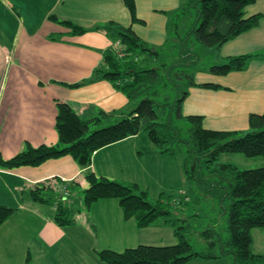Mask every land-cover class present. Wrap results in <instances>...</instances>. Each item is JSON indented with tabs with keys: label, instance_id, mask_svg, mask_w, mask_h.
Here are the masks:
<instances>
[{
	"label": "crops",
	"instance_id": "1",
	"mask_svg": "<svg viewBox=\"0 0 264 264\" xmlns=\"http://www.w3.org/2000/svg\"><path fill=\"white\" fill-rule=\"evenodd\" d=\"M136 19L122 0H0V155L8 160L27 146L57 143L56 102L68 103L83 120L98 113L113 114L105 126L135 106L106 80L79 88L102 63L103 53L114 47L105 33L89 31L73 35L71 29L49 19L92 30L108 22L131 28L147 45L162 46L168 15L182 0H134ZM246 17L261 15L256 28L225 43L215 52L225 59L255 54L242 72L215 76L195 74L196 84H212L218 90L189 88L181 112L202 118V127L214 132H246L248 118L264 112V0L244 9ZM95 125L93 129L99 127ZM234 166V165H233ZM90 169L97 177L134 183L142 190L180 192L186 186L182 160L158 154L147 136L139 134L96 151ZM172 185L165 186V183ZM35 184H65L84 190L83 171L69 156L37 167L0 168V205L18 211L0 227V264H104L96 250L122 252L139 245L176 243L165 219L146 229L124 220L116 200H103L89 210L74 207L75 224L58 227L54 209L22 202L20 193ZM178 186V187H177ZM184 186V187H183ZM183 187V188H182ZM184 191V190H183ZM76 197H78L76 195ZM74 205V203H73ZM195 259L186 264H217Z\"/></svg>",
	"mask_w": 264,
	"mask_h": 264
},
{
	"label": "trees",
	"instance_id": "2",
	"mask_svg": "<svg viewBox=\"0 0 264 264\" xmlns=\"http://www.w3.org/2000/svg\"><path fill=\"white\" fill-rule=\"evenodd\" d=\"M122 2L132 22H139L134 0ZM255 2L182 0L180 7L168 15L166 39L159 47L147 45L131 28L114 22L87 30L50 16L53 22L70 28L73 35L89 31L103 32L114 45L119 43L122 49L121 57L114 47L105 51L102 63L92 71L90 77L69 87L79 88L106 80L137 105L110 124L99 126L104 120H110L113 114L100 111L95 118L83 120L68 103L57 101V143L37 148L27 146L8 160L0 155V168L37 167L49 160L69 156L83 171L88 187L75 190V186L68 184L56 187L35 184L21 191V201L54 209L53 221L62 228L75 224L76 203L80 208L78 212L81 209L87 211L103 200H116L123 219L134 220L137 229L149 228L161 219L172 227L176 239L173 245H139L122 252L94 249L98 260L104 264H186L195 259L213 261L229 257L232 264H264V255L251 250V230L264 229V166L240 170L236 166L219 163V157L223 154H237L248 159L264 156V112L250 115L248 130L240 133L205 130L201 117H185L181 112L189 88L219 89L212 84H196L194 75L197 72L226 76L245 71L248 62L258 57L248 54L218 58L220 64L206 67L199 57L185 52L186 48L197 45L218 51L225 43L256 28L261 15L246 17L244 14V9ZM140 62H144L145 67L140 66ZM95 125L99 127L89 132ZM139 134L147 136L161 156L174 158L178 146H186L182 170L187 183L197 181L202 161L215 167L206 169L209 175L220 179L216 184L223 190L222 201H228L224 208L227 235L221 236L213 227L197 232L203 242V246L197 249L190 241L192 231L186 219L179 218L178 208L183 209L189 202L183 190L176 198L165 191L161 192L152 202L148 192L137 184L113 181L93 174L90 165L96 151ZM60 186L68 190L66 201L62 200ZM17 211L18 208L0 205V227Z\"/></svg>",
	"mask_w": 264,
	"mask_h": 264
},
{
	"label": "rangeland",
	"instance_id": "3",
	"mask_svg": "<svg viewBox=\"0 0 264 264\" xmlns=\"http://www.w3.org/2000/svg\"><path fill=\"white\" fill-rule=\"evenodd\" d=\"M212 51L213 50L199 45L193 48H186L185 50L186 53H192L193 56L199 57L200 61H203L206 67L219 64V62L215 61V52L211 53ZM140 66L145 67L144 62H140ZM136 105L137 102H135V106ZM91 131L93 130L90 129L89 132ZM185 149L186 146L183 144H180L178 149H176L175 156L178 160L183 159ZM219 163L234 165L240 170L257 169L264 166V156L248 159L237 154H223L219 157ZM201 164L202 170L197 175V181H188V183L186 182V186H183L184 188L182 187V190H184L189 197V202L183 209L180 207L178 208L180 213L179 218L186 219L187 224L191 228L192 234L190 235V241L197 249L203 246V242L198 237L197 232L213 227L221 236L227 235L224 208L227 206L228 201H222L223 190L218 188L216 184V182H220V179L208 174L206 168L212 170L214 166H211V164H204L203 161ZM168 185H172V183H165V186ZM53 187H55V185ZM180 188H176L174 191L169 189L166 194L176 198L179 193L178 189ZM154 191L155 190H149L148 192L149 200L152 202L157 198H153ZM179 225H181V223H179ZM251 236L253 239L252 252L264 255V229H252ZM215 261H220V263L217 264H232L230 257L208 262L214 263Z\"/></svg>",
	"mask_w": 264,
	"mask_h": 264
},
{
	"label": "built area",
	"instance_id": "4",
	"mask_svg": "<svg viewBox=\"0 0 264 264\" xmlns=\"http://www.w3.org/2000/svg\"><path fill=\"white\" fill-rule=\"evenodd\" d=\"M114 49H115V52H117V54H118L120 57L123 55V54H122V49H121L119 43H116V44L114 45ZM135 60H137V59H135ZM59 190L61 191L60 193L62 194V200H63V201H66V200H67L66 198L69 196L68 190H67L65 187H63V186H60V187H59Z\"/></svg>",
	"mask_w": 264,
	"mask_h": 264
}]
</instances>
